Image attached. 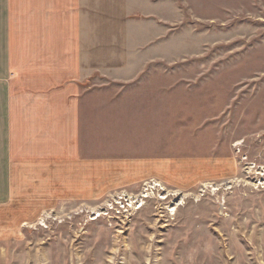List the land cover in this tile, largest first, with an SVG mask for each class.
<instances>
[{
  "label": "rangeland",
  "instance_id": "obj_1",
  "mask_svg": "<svg viewBox=\"0 0 264 264\" xmlns=\"http://www.w3.org/2000/svg\"><path fill=\"white\" fill-rule=\"evenodd\" d=\"M96 6L77 139L95 172L40 193L21 163L0 264H264V0Z\"/></svg>",
  "mask_w": 264,
  "mask_h": 264
},
{
  "label": "crops",
  "instance_id": "obj_2",
  "mask_svg": "<svg viewBox=\"0 0 264 264\" xmlns=\"http://www.w3.org/2000/svg\"><path fill=\"white\" fill-rule=\"evenodd\" d=\"M96 7V0H0V192L5 195L16 185L17 207L24 196L17 172L21 163L31 172L27 176H36L31 191L40 193L74 191L73 183L66 185L65 166L80 184L95 172V148L84 152L77 139L79 97L90 93L89 78L96 70L90 54Z\"/></svg>",
  "mask_w": 264,
  "mask_h": 264
},
{
  "label": "bare ground",
  "instance_id": "obj_3",
  "mask_svg": "<svg viewBox=\"0 0 264 264\" xmlns=\"http://www.w3.org/2000/svg\"><path fill=\"white\" fill-rule=\"evenodd\" d=\"M155 185H158V183H155ZM159 185L161 186V184L159 183ZM145 196V195H144ZM170 210H173V208L172 209H170ZM172 212V211H171ZM98 215H100V214H98ZM42 224V223H41ZM43 225V224H42ZM45 225V224H44Z\"/></svg>",
  "mask_w": 264,
  "mask_h": 264
},
{
  "label": "built area",
  "instance_id": "obj_4",
  "mask_svg": "<svg viewBox=\"0 0 264 264\" xmlns=\"http://www.w3.org/2000/svg\"><path fill=\"white\" fill-rule=\"evenodd\" d=\"M156 182H154V184H155ZM158 186V185H157Z\"/></svg>",
  "mask_w": 264,
  "mask_h": 264
}]
</instances>
